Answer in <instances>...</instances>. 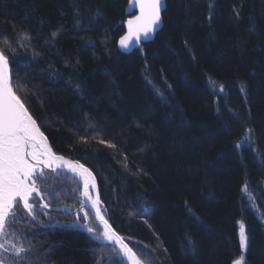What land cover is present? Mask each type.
I'll use <instances>...</instances> for the list:
<instances>
[{
  "label": "trees",
  "instance_id": "obj_1",
  "mask_svg": "<svg viewBox=\"0 0 264 264\" xmlns=\"http://www.w3.org/2000/svg\"><path fill=\"white\" fill-rule=\"evenodd\" d=\"M166 4L154 39L126 53L118 39L129 0H0V48L13 87L54 151L96 174L105 216L145 264H233L242 255L245 264H264V0ZM57 29L55 41L45 43ZM57 70L62 75L53 78ZM246 128L255 143L238 151ZM45 174V201L77 210L80 179ZM244 183L254 197L242 192ZM46 211L57 226L9 219L18 243L40 254L31 264H94V255L110 253L109 264H127L115 244L73 226L72 212ZM0 257L10 261L12 254L0 249Z\"/></svg>",
  "mask_w": 264,
  "mask_h": 264
},
{
  "label": "snow or ice",
  "instance_id": "obj_2",
  "mask_svg": "<svg viewBox=\"0 0 264 264\" xmlns=\"http://www.w3.org/2000/svg\"><path fill=\"white\" fill-rule=\"evenodd\" d=\"M129 3L133 7H139V15L127 20V32L119 38L120 47L125 49L132 44L140 45L144 40H147L150 34L160 25L162 19L163 0H129ZM76 7L77 15H79V8ZM100 14L98 11L97 15ZM234 15L236 18L240 17V13L235 10ZM207 19H212L211 14ZM77 26H80L79 19H77ZM60 31L61 29H57L52 32L50 40L45 43L54 42ZM21 35L30 44L29 34L22 31ZM4 42L7 51L14 54L15 49L12 48L7 37H5ZM27 46V44L20 45L22 48ZM36 55H39V53L33 50V56ZM49 67L52 66L49 65ZM61 75L57 70L53 74V78ZM67 83L75 91L81 95L83 94L84 89L80 83L74 84L71 77ZM224 90V84H221L218 89H214L218 94H222ZM241 91L243 92L244 89H241ZM157 94L163 98V93L159 90ZM245 131L249 133V136L234 145L238 151L245 145L251 148L252 144L255 143L251 139L254 130L246 128ZM101 143L105 142L101 141ZM252 150L255 151V149ZM204 163L209 164L210 162L205 160ZM64 166H67L74 173L79 171L84 176L82 195L87 201L91 202V206L95 210V217L99 222L97 227L91 226L89 213L83 210L84 206L82 205L83 215L81 216L80 212L74 213L76 219L72 222V225H79L80 228L91 235L93 241L102 239L118 245V251L115 249L113 251L127 257L131 264H142L133 249L124 242V238L117 234L102 214L99 206L101 203L99 195L97 194L94 199L90 194V188L96 187L92 173L78 161L66 160L63 156L53 152L44 132L41 131L37 121L30 114L25 102L14 90L9 73V56L4 48H0V238L8 235L6 228L9 227L10 218L12 220L27 219L30 226L38 225L45 228L55 227L60 223L46 211L51 205L48 202H43L45 201V194L41 191V188L48 180L45 169L56 171L57 168ZM242 192L249 197H254L248 183L242 185ZM56 195L58 194H53L51 198H56ZM37 197H39L40 202H36ZM37 213L48 217L49 223L45 224L44 221L39 220ZM81 220L83 223H81ZM100 226H102V232L97 234ZM239 242L242 249H246L250 243V237L246 234L243 221L240 222ZM8 244L9 247H5V243H0V249L12 253V259L6 261L0 258V264H31V257L37 256L38 258L40 255L34 252L30 243L25 246L24 242L17 244L8 241ZM187 244L189 248L194 250V242L190 238ZM99 247L103 248V245ZM48 251L49 249H45L44 254L46 255ZM93 252L95 254L96 249H93ZM110 258L111 253L108 259H105L102 255H94V264H109ZM233 264H244L243 257L234 260Z\"/></svg>",
  "mask_w": 264,
  "mask_h": 264
},
{
  "label": "water",
  "instance_id": "obj_3",
  "mask_svg": "<svg viewBox=\"0 0 264 264\" xmlns=\"http://www.w3.org/2000/svg\"><path fill=\"white\" fill-rule=\"evenodd\" d=\"M129 9H128V13H129V18L128 19H131V18H133V17H135L136 15H139V7L138 6H135V7H133V6H131L130 5V3H129ZM166 8H167V4H166V0H163V7H162V11H161V16H162V19H161V23H160V25L156 28V30L153 32V33H151L150 34V36H149V38L147 39V40H144L140 45H136V44H132V45H130L127 49H125V48H121L120 47V45H119V47H120V49L121 50H123L124 52H126V53H130V52H133V51H135V50H137V49H139V47L143 44V43H147V42H149V41H151V40H153L154 39V37L157 35V33L160 31V29L163 27V12L166 10ZM135 13V14H134ZM125 28H126V32H127V21H126V24H125ZM126 32H125V34H126ZM119 40V39H118ZM119 44V43H118ZM9 73H10V77H11V73H12V70H11V67H10V61H9ZM13 78L11 77V82H12V84H13ZM15 90V89H14ZM16 91V90H15ZM23 100V99H22ZM25 106H26V104H25ZM27 107V106H26ZM28 108V107H27ZM29 112H30V114L33 116V114H32V112L29 110ZM33 118L36 120V118L33 116ZM37 121V120H36ZM37 124L39 125V122L37 121ZM40 126V125H39ZM40 129H41V127H40ZM41 131H42V129H41ZM42 132H44V131H42ZM44 134H45V136L47 137V140H48V143H49V145L51 146V148H52V150H53V152H55L57 155H60V156H63L66 160H70V161H72V162H77L76 160H74V159H71V158H69V157H67V156H64L63 154H60V153H57L56 151H54V149H53V147H52V144H51V142H50V140H49V138H48V136H47V134L44 132ZM79 162V161H78ZM79 163H81V162H79ZM81 164H83L84 165V167L85 168H87L91 173H92V176L95 178L94 179V183H95V185H96V187L95 188H90V194H92V197L95 199L96 198V196H97V194L99 195V199H100V201H101V195H100V185L98 184V179H97V176H96V174H94V172H93V170L90 168V167H88L87 165H85L84 163H81ZM45 170H48V171H51V172H54V173H56V171H62V172H65V173H70L71 175H74L76 178H79L80 179V181L82 182V190H81V196H82V199H83V206H84V208H83V210H85V209H88L90 212H92L93 213V215H94V217H95V210L92 208V206H91V202L90 201H87L84 197H83V195H82V193H83V181H84V176H82L81 174H80V172L79 171H77V172H72L71 170H69L68 169V167L67 166H64V167H61V168H57L56 169V171H52V170H49V169H45ZM86 175V174H85ZM43 202H45V201H43ZM100 208H101V212H102V214L105 216V214H104V212H103V209H102V206H101V203H100ZM82 207V206H81ZM81 207L79 208V210H77V211H74L73 213H77V212H79V211H81ZM66 209H67V211L69 210L70 211V209L69 208H66V207H64V206H57V207H54V206H51L50 208H49V210H52V211H56L57 212V210H61V211H66ZM96 218V217H95ZM105 218L109 221V219L105 216ZM99 223V222H98ZM109 223H110V221H109ZM111 224V223H110ZM112 225V224H111ZM102 227V226H101ZM113 227V229L117 232V234L118 235H120V236H122L119 232H118V230L114 227V226H112ZM124 242L125 243H127L128 244V242H127V240L126 239H124ZM111 243H113V242H111ZM114 244V243H113ZM129 245V244H128ZM117 246V248H118V245H116ZM130 247V246H129ZM134 251V250H133ZM135 252V251H134ZM123 256V255H122ZM136 256L138 257V255L136 254ZM124 257V260L125 261H127V264H131V262L127 259V257H125V256H123ZM1 258V257H0ZM139 258V257H138ZM140 259V258H139ZM142 261V260H141ZM142 264H145L143 261H142Z\"/></svg>",
  "mask_w": 264,
  "mask_h": 264
},
{
  "label": "rangeland",
  "instance_id": "obj_4",
  "mask_svg": "<svg viewBox=\"0 0 264 264\" xmlns=\"http://www.w3.org/2000/svg\"><path fill=\"white\" fill-rule=\"evenodd\" d=\"M9 223H10L9 225H12L11 222H9ZM239 230H240V228H239ZM245 231H246V228H245ZM6 232L8 233V235L5 236V237L0 238V243H5V247H9L8 241H12L14 243L19 244L18 243V240H19L18 239V235L15 232H13V229L10 226L6 228ZM13 233H15V235H13ZM246 234L248 235L247 232H246ZM247 248L246 249H243V250L246 251ZM1 252L4 253V251L2 249H1ZM5 253L6 254H8V253L9 254H12L10 252H5ZM241 257H243V261H244V264H245V255H242ZM241 257H239V258H241Z\"/></svg>",
  "mask_w": 264,
  "mask_h": 264
},
{
  "label": "flooded vegetation",
  "instance_id": "obj_5",
  "mask_svg": "<svg viewBox=\"0 0 264 264\" xmlns=\"http://www.w3.org/2000/svg\"><path fill=\"white\" fill-rule=\"evenodd\" d=\"M82 204L83 203H81L80 205H79V207H78V209L77 210H79V208L82 206ZM58 206V205H57ZM57 206H55V207H57ZM47 210H49V209H47ZM77 210H75V209H71V211H69V212H74V211H77ZM50 211V210H49ZM84 211H89L88 209H85ZM51 212H55V211H51ZM65 212V211H64ZM80 212V215L82 216L83 215V212L82 211H79ZM73 216H75L74 215V213L72 214ZM59 220H63V219H61L60 217L58 218ZM67 219L69 220V219H72L70 216L69 217H67ZM73 221L75 220V219H72Z\"/></svg>",
  "mask_w": 264,
  "mask_h": 264
}]
</instances>
